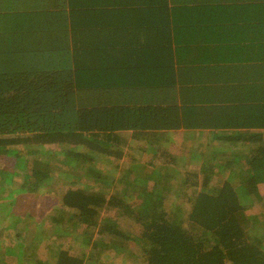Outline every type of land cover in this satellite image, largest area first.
Segmentation results:
<instances>
[{
	"label": "trees",
	"instance_id": "16d2710c",
	"mask_svg": "<svg viewBox=\"0 0 264 264\" xmlns=\"http://www.w3.org/2000/svg\"><path fill=\"white\" fill-rule=\"evenodd\" d=\"M219 1L0 0V156L12 147H23L21 152L26 154L31 142L62 146L74 160L70 168L78 173L82 170L87 183H96L76 187L70 182L63 191L62 206L71 211H68L70 218L86 227L96 226L101 210L115 209L119 216L136 224L135 232L124 233L117 222L110 221L100 233L124 235L126 240L135 236L133 240L138 245L144 244L139 248L147 264H264V251L250 241L248 233L255 222L262 221L264 225V216L247 212L251 203H246L250 198L264 200L260 194L264 191V79L251 85L250 94L247 92L242 100L235 99L238 104L249 100L244 105L250 115L244 119L234 116L228 119L229 123L252 129L222 139L230 140L229 144L237 143L238 147L230 150L234 155L210 156L215 161L205 171L207 176L215 172V167H221L225 171L223 181L206 189L210 178L207 181L205 178L200 188L190 190L191 194H187L190 208L183 214L177 213L182 208L166 204L164 195L154 194L150 182L140 173L142 169L157 168V164L176 163L173 154L163 146L154 149L147 168L136 171L142 174L139 184L124 183L109 195L97 189L100 183L111 186L116 180L104 171L105 164L98 168L99 163L107 161L118 166L126 155L131 156L130 160L139 158L138 152L126 147L122 135L117 137L111 134L113 131L133 129L135 135H142L153 131L150 128H166L180 122L174 98L168 97L174 88L162 83L165 74L160 62H164V53L172 55V30L178 36L174 40L185 52L191 43L190 38L184 40L185 35L195 40L197 33L193 30L198 22L205 21L217 28L222 7V0ZM246 1L231 0L224 7L230 12L233 8L247 11L250 7L247 21L256 30L251 33V51L264 64V1L251 0L247 5ZM206 36L213 37L215 33L208 30ZM198 53L196 60L200 67L212 59ZM131 59L145 71L148 68L154 72V87L148 89L150 99L142 102L147 106L138 104L137 93L131 97L129 91L124 92L118 100L120 105H116L115 68L125 62L128 69ZM208 75L184 77L196 89L217 95L218 81L214 77L206 80ZM105 76L113 79L104 82ZM134 77L136 74L130 76ZM131 79L124 84L128 88ZM218 88L219 94L220 90L234 89L222 83ZM204 114L201 116L205 119ZM182 116L196 121L189 113ZM223 116L221 110L215 112L214 121H225ZM103 140L106 142L102 144ZM52 158L54 155L44 156L45 161ZM49 172L48 166L26 176L29 180L36 178L33 183H40L50 176ZM183 174L200 177L193 170ZM110 177L112 180L108 181ZM183 178L187 183L188 178ZM106 240L108 245L102 246L116 247L113 239ZM96 245L89 250L90 260L101 264L99 253L94 254ZM19 256L22 261V255ZM86 257L85 251L81 255L71 254L62 248L54 264H84ZM38 263L50 264L42 260Z\"/></svg>",
	"mask_w": 264,
	"mask_h": 264
},
{
	"label": "rangeland",
	"instance_id": "374dc122",
	"mask_svg": "<svg viewBox=\"0 0 264 264\" xmlns=\"http://www.w3.org/2000/svg\"><path fill=\"white\" fill-rule=\"evenodd\" d=\"M130 134V132L122 131L115 135L117 137L122 135L127 142L131 138ZM149 136L158 137L157 134L152 133ZM165 136L169 139L164 140ZM165 136H159L162 143L160 145L126 144V147H132L133 151L138 152L137 160H130L131 156L126 155L122 157L118 166L107 161L99 163L97 167L100 168L105 164L104 171L107 170L108 174L114 175L116 180L111 186L100 183L97 189H102L101 193L109 195L127 183L129 185L130 183L139 184L143 174L144 178L150 182V190L155 192L154 194L164 195L166 204L182 208L183 210H178L177 213L183 214L190 208L187 201V194H191L190 190L200 188L209 178L206 182V189H211L223 181L225 171L221 167L220 169L215 167V172L211 171L209 176L205 172L211 168L214 163L212 161H215L212 159L215 155L212 153V149L217 146L200 144L187 148L185 145L177 144V141L174 143L173 134L168 133ZM171 137H173V141ZM116 140H120V138H116ZM31 146L26 154L21 152L23 147H12L0 156V236H2L0 237V264H30L31 262V264H39V260L54 264V260L62 248L68 249L71 254L81 255L85 251L87 257L84 264H97L90 260L89 255L90 248L96 244L94 254L99 253L101 264L102 262H104L103 264H147L144 261V256H141L139 248L144 244L138 245L133 240L135 236L126 240L124 235L115 236L110 233L109 235L100 233L99 230L110 221L117 222L120 230H124V233L135 232L136 224L119 216V212L115 209L101 210L97 215L98 224L96 226L86 227L82 222L70 218L68 211H71L62 206L63 191L70 186V182L76 187H89V183L91 185L96 183L92 181L87 183V178L81 175L82 170L78 173L74 168H70L75 164L72 162L74 160H71V156L66 155L62 146L51 147L34 142H31ZM159 146H163L171 152L176 163L159 166L157 164V168L148 171L142 169L147 168V161H151L152 152ZM218 147L223 155L231 158L234 155L230 152L231 148L235 149L238 146L237 143H234L220 144ZM190 148L196 149L197 155L189 157L192 150ZM51 155H54V158L45 161L44 156ZM217 156H221V154ZM42 158L44 161L40 163ZM48 166L50 176L45 180H40V183H33L36 178L29 180L26 176L31 175L35 169L44 171ZM203 167H205L204 171ZM189 170L199 173L200 177L183 174ZM136 171H140L142 174H136ZM217 171L218 173H216ZM183 177L188 178L187 183L184 182ZM205 178H207L206 181H203ZM110 179L112 180L110 177L108 181ZM131 186L136 189V186ZM260 194L264 199V191L263 193L261 191ZM249 202L251 204H249L247 212L255 216H264V200L250 198L246 203ZM55 217L58 218L57 221L54 219ZM262 223V221H258L252 224L248 233L250 241L264 251V225ZM104 236H107L106 239H113L116 242V247L102 246L108 245L107 240L103 239ZM20 254L23 257L22 261Z\"/></svg>",
	"mask_w": 264,
	"mask_h": 264
},
{
	"label": "crops",
	"instance_id": "0c3cea01",
	"mask_svg": "<svg viewBox=\"0 0 264 264\" xmlns=\"http://www.w3.org/2000/svg\"><path fill=\"white\" fill-rule=\"evenodd\" d=\"M250 1L251 0H247L244 4ZM230 2L231 0H222L217 28L207 25L205 24V21H202L200 23L198 22L197 28L193 30L197 33L195 40L190 36L185 35L186 37L184 40L191 39V43L188 45V50L185 52L182 50V47H180L177 40H174V38L178 37L176 31L172 30L170 32L172 55H170L169 52L167 54L163 52L165 59L163 63H160L165 75L161 81L167 87L174 88V91L168 97L174 98L173 103L176 106L175 110L180 115V122L166 128L148 129L153 130L150 131L149 134L152 133L158 135L156 138L150 137L147 133L135 135L136 132L133 131V129L122 130L123 132L131 133V138L125 143V145H160L162 143L160 142L161 137L159 136L163 137L170 133L175 137L174 143L177 141V144L185 145L187 148L200 144L215 145L217 147L212 149V153L219 155L222 152L219 150L218 145L229 144L230 142V140L223 142L222 139H224V137L233 136L240 131L252 129L247 127H235L229 123L228 119L234 116L244 119L250 115V112L247 111L248 108L244 105L249 103V100H245L242 104H238V101L242 100L244 95L249 92L251 85L264 79V67H262L264 64L262 59L257 57L254 51H251V33H254L256 30L253 29L250 22L247 21L251 15L250 7L247 8V11H245V8L241 9L232 7L233 12H230L228 8L224 7ZM208 30L215 33V36H206ZM185 45L187 46V44ZM258 51L261 52L260 47H258ZM198 52H201L204 55H209L212 59L209 63L200 67L196 60L197 55H199ZM136 57V59L142 58L140 56ZM118 64H120L121 67L119 69L117 67L115 68V84L113 85L116 105H120L118 100L122 99L124 92L127 91L130 92L131 97L137 93L135 98L138 100V104L144 101L148 102L151 95L148 89L152 90L154 87V72L148 68V71H145L135 59H131L128 69V63L121 62ZM213 65H215L214 69H208ZM135 74L137 77L131 79L130 76ZM185 74H193L194 76L210 74L205 79L208 80L209 78L214 77L215 80L218 81L217 95L212 94L210 91L207 92L203 89H196L194 84H191L186 80V77H184ZM102 76H104V74H102L101 77ZM105 77H103L105 78L104 82L113 79H108L107 76ZM126 79L132 80V84L129 88L124 85ZM219 83H222L226 88L231 86L234 89L231 88L230 91L228 89H223L220 90L221 94H219ZM105 91L108 92L107 90ZM164 95L166 94L164 93ZM235 99H238V101ZM142 105L147 106V103H142ZM219 110L224 112L225 121H218L217 119L214 121L213 116L215 115V112H218ZM188 113L189 117L196 118V121L190 122L185 119L187 117L183 118L182 115L188 116ZM202 114L207 118L204 119L201 116ZM220 122L223 126L220 125ZM117 132L119 131H113L111 134L114 133L115 135ZM165 137L164 140L169 139L167 136ZM231 138L233 139V137ZM171 140L173 141V137H171ZM104 142H106V140H103L102 144ZM195 150L196 149H192L190 151L189 157L197 155Z\"/></svg>",
	"mask_w": 264,
	"mask_h": 264
}]
</instances>
